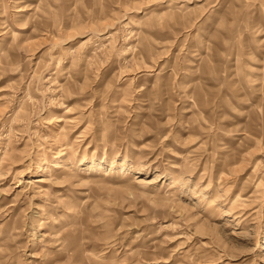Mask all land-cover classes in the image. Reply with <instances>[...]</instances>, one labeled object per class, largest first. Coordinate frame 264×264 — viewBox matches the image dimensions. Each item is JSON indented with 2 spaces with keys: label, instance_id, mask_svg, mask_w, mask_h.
Listing matches in <instances>:
<instances>
[{
  "label": "rangeland",
  "instance_id": "obj_1",
  "mask_svg": "<svg viewBox=\"0 0 264 264\" xmlns=\"http://www.w3.org/2000/svg\"><path fill=\"white\" fill-rule=\"evenodd\" d=\"M0 264H264V0H0Z\"/></svg>",
  "mask_w": 264,
  "mask_h": 264
}]
</instances>
